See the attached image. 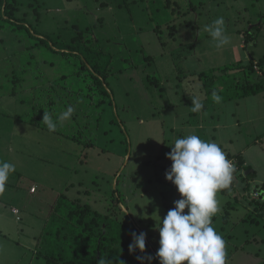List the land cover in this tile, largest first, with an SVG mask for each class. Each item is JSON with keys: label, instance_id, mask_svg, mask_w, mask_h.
I'll list each match as a JSON object with an SVG mask.
<instances>
[{"label": "rangeland", "instance_id": "1", "mask_svg": "<svg viewBox=\"0 0 264 264\" xmlns=\"http://www.w3.org/2000/svg\"><path fill=\"white\" fill-rule=\"evenodd\" d=\"M4 1L0 160L15 164L16 171L0 195V264H46L37 251L61 195L105 214L120 194L122 211L114 223L127 220L145 232L150 250L142 255L155 257L157 213L162 219L181 198L165 179L172 163L166 153L188 134L215 141L225 153L254 145L246 159L256 178L246 179L245 170L234 175L230 189L218 193L220 212L213 224L226 241L227 264H264V214L255 211L257 200L264 202L255 195L264 184V150L255 146L264 144V92L240 99L238 88L256 82L247 68L251 55L264 57V0H8L15 2L8 7L13 21L3 16ZM218 17L231 40L222 48L205 30ZM240 31L253 39L245 45ZM77 35L90 51L61 54L59 47ZM41 39L47 46H36ZM96 63L100 74L92 68ZM237 65L244 69L219 71ZM212 70L218 77L211 89L221 90L220 103L204 87L207 78H199ZM92 73L109 93L104 102L89 95ZM258 81L264 83V77ZM49 84L53 119L68 106L75 110L55 132L25 121L30 102L41 100L38 90ZM193 96L204 104L200 113L191 111Z\"/></svg>", "mask_w": 264, "mask_h": 264}, {"label": "clouds", "instance_id": "2", "mask_svg": "<svg viewBox=\"0 0 264 264\" xmlns=\"http://www.w3.org/2000/svg\"><path fill=\"white\" fill-rule=\"evenodd\" d=\"M205 30L216 41L217 48L230 44L223 17L206 25ZM212 99L220 103L222 97L213 92ZM191 100V111L200 113L204 109L202 100L196 96ZM74 111L68 106L56 120L44 112L42 121L50 132H55L58 125L70 121ZM169 147L171 151L166 153V158L172 163L165 171V179L175 186L181 198L173 202V208L162 219L157 213L159 219L155 220L154 230L159 233V248L155 257L142 255L136 259L139 264H152L154 259L159 264H227L226 241L216 231L213 217L220 212L218 193L230 189L236 167L218 143L196 134L177 138ZM15 171V164L0 160V195ZM131 236L129 253L136 250L145 253L147 234L133 231ZM98 264H113V261L100 259Z\"/></svg>", "mask_w": 264, "mask_h": 264}, {"label": "trees", "instance_id": "3", "mask_svg": "<svg viewBox=\"0 0 264 264\" xmlns=\"http://www.w3.org/2000/svg\"><path fill=\"white\" fill-rule=\"evenodd\" d=\"M4 2V0H1V8ZM14 4L15 2L9 3V1L6 0V6L3 11V16L12 21L15 20V17L13 13L10 14L8 12V7ZM240 32H243L245 36V45L249 43V41H247L248 37H250V40L253 39L252 34H249V32ZM78 40H80L79 35L72 38V44H65L63 48L59 47L60 50H63V53H60L63 55H69L71 51L78 52L81 47H84V49L89 52L90 49L88 48L87 43L82 45L83 40L81 43ZM42 43L47 46V42L44 39H41L40 43L36 46H39ZM52 45L56 48L54 44ZM90 54L91 53H89V55ZM251 56L252 61L247 68L249 74L255 77L256 82L247 80L245 84L241 86L238 85V88L241 89V94L239 95L240 99L255 97L264 92V83L258 81L260 77H264V57L256 60L253 55ZM86 63H89L87 59L82 61V67L85 69L87 68ZM92 68L96 74L99 73L97 63L94 64ZM241 69L244 68H241V65H237L231 68H223L219 71L228 72ZM215 71L216 70H212L210 77L205 73L200 74L199 78L202 76L207 78V80H204L205 88L210 86L211 89L214 87L212 85L215 84L218 77L215 74ZM96 74L92 73L95 82L87 84L90 91L89 95L92 97L98 95L101 102H104V98L108 97L109 93L103 89L99 76ZM149 82L156 86L160 84L159 80L151 77L149 78ZM52 88L53 87L50 84L44 85L41 89L35 87L36 90L39 89L38 92L41 100H38L39 98L36 96L30 102L31 112L27 114V119L25 120L27 124L49 131L44 122H42V119L46 109H49V113L51 112V114H53L54 111L52 108L55 104L51 94ZM161 90L164 91V88ZM216 90L219 91L215 87V91ZM219 92H221V90ZM10 93L11 95L16 96L15 90ZM211 93L212 89L210 90V94ZM58 101H62V97L58 96ZM37 111H40L43 115L39 114ZM72 139L80 143V140L77 137L74 136ZM226 154L228 159L235 164L236 172L234 175L239 171L245 170L247 175L246 179L256 176V172L251 171V167L246 166V161L242 155L237 153ZM32 187L33 185L30 186V188ZM34 188L36 187L34 186ZM262 191H264V184L258 191V194H255L257 199L264 198ZM113 199L114 203L112 204V208L114 209H110L109 207L105 214H101L88 204H82L78 200H69L66 196L61 195L56 200L52 214L42 232V240L39 242V250L37 251L38 258L43 259L46 264H98L100 259L113 261V264H139L136 257L142 256V253H140L139 250H136L134 253L130 254L128 251V246L132 242L131 233L135 231L139 234V232L137 228L133 227L127 220H118L114 223L115 214H117L118 211H122L120 207L122 205V199L120 194L117 197L113 196ZM256 206L255 211L258 213L260 212L261 214L262 210H264V202L257 201ZM259 216L263 217V214ZM252 221L255 224L258 223V220L254 217H251V222ZM148 250H150V247L146 242V251Z\"/></svg>", "mask_w": 264, "mask_h": 264}, {"label": "crops", "instance_id": "4", "mask_svg": "<svg viewBox=\"0 0 264 264\" xmlns=\"http://www.w3.org/2000/svg\"><path fill=\"white\" fill-rule=\"evenodd\" d=\"M259 95H260V94H259ZM255 97H258V95L255 96ZM257 145H260V146L263 148V150H264L263 140H261V141H257V142L255 143V146H257ZM253 146H254V145H250L249 147L243 149V151H240V155H242V156L244 157L245 161H246V166H248V161H247V159H246V153L248 152V150L252 149ZM237 154H239V153H237ZM249 167H250V166H249ZM254 172H256V171H254ZM256 176H257V173H256ZM256 176H255V178H256ZM32 188H34V185H33ZM32 188L30 189V193H31V194H36V193H37L36 191H35V192H32V191H31ZM257 201H259V200H257ZM262 202H263V201H262ZM259 209H261V208H259ZM261 210H262V209H261ZM12 213H13V211H12ZM261 214H264V210H262ZM13 215H15V214L13 213Z\"/></svg>", "mask_w": 264, "mask_h": 264}, {"label": "built area", "instance_id": "5", "mask_svg": "<svg viewBox=\"0 0 264 264\" xmlns=\"http://www.w3.org/2000/svg\"><path fill=\"white\" fill-rule=\"evenodd\" d=\"M234 165H235V164H234ZM31 191H32V192H35V191H36V188H32ZM13 213L16 214V215H18L20 212H19L18 209H13ZM18 219H19V218H18Z\"/></svg>", "mask_w": 264, "mask_h": 264}]
</instances>
